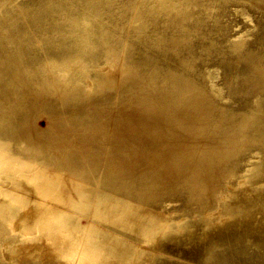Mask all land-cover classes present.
Returning <instances> with one entry per match:
<instances>
[{"label":"rangeland","instance_id":"obj_1","mask_svg":"<svg viewBox=\"0 0 264 264\" xmlns=\"http://www.w3.org/2000/svg\"><path fill=\"white\" fill-rule=\"evenodd\" d=\"M173 14L183 17L180 27L170 23ZM150 51L158 53L155 66ZM181 56L185 77L176 72ZM131 60L138 64L129 70ZM262 68L264 0H0V206L10 212L0 226V264H86L80 244L64 250L86 225L58 231L30 214L39 199L82 224L92 203L66 197L105 189L159 219L127 264H211L194 262L192 250L183 255L189 244L170 243L167 254L154 244L204 217L223 225L237 193L264 187L255 169L264 166ZM177 94L209 103L208 112L173 106L168 99ZM73 155L87 176L57 165ZM183 173L199 175L196 189L212 192L213 205L186 214L196 206H183L195 185L179 193ZM27 213L25 229L18 218ZM122 218L95 221L132 234L135 224Z\"/></svg>","mask_w":264,"mask_h":264},{"label":"bare ground","instance_id":"obj_2","mask_svg":"<svg viewBox=\"0 0 264 264\" xmlns=\"http://www.w3.org/2000/svg\"><path fill=\"white\" fill-rule=\"evenodd\" d=\"M169 19L174 27H180L183 24V17L181 15L173 14ZM214 49H216V47L213 44H210L209 50L207 47L205 48L210 55L213 53ZM188 52L190 53L191 50ZM232 52L235 54L238 51L232 49ZM148 53L149 52L146 53L147 59L145 61L148 60ZM156 53L157 51H150L149 53V60H151L149 64L152 66L157 64L154 58V54ZM184 60L186 59H182L181 56L179 60L180 67L176 71L180 74L179 76L182 77L187 76L184 72ZM137 64L138 63L131 60L129 70L134 69ZM144 64L148 65V63ZM168 67H170L168 64L162 65L163 69H168ZM260 70H262V78L264 79V70L263 68ZM197 92L198 93L195 94L196 98L198 96H204L202 91L197 90ZM156 99L159 102V96H157ZM168 100L173 106L182 105V107H187L188 111H190V109L196 112L199 110L197 112L199 114H205L209 110V103L201 99L197 101L195 99V102L193 100L184 102L182 98H180V95L177 94L172 99ZM161 101L167 102L166 99H161ZM168 148L169 147L164 146V153H159L160 157L165 158L164 154H166ZM147 152H153L152 148H149V145L147 146ZM138 162L139 161L135 163ZM114 163L116 168L121 170L119 162L115 161ZM57 165L84 176H87L86 174L89 172V170L82 165V161L78 159L77 156L75 157V155L66 158ZM112 169L113 167H107L103 171L110 174ZM255 169L256 171H262L264 175V166L260 169L255 166ZM183 171L184 170L181 172ZM192 174L191 176L189 173H183L182 177L183 179H187V181H179L175 185L177 191L181 194H183L186 189L190 190L194 188L195 185V193L191 196L185 195L186 197L184 198L183 206H187L189 202L193 201L196 204L193 209L185 207L186 209L184 211L188 216H191L194 212H203L207 207L213 205L215 201L212 192L206 190L208 192L199 193V191H197V177H199V175ZM123 175L124 174L120 173L118 176L124 179L125 176L123 177ZM133 175L136 176L135 174ZM106 184L111 187L114 184V180L106 181ZM141 189L145 190L144 184H141ZM107 190L108 189L100 191L93 190L85 197L83 193H79V196H73L71 194L66 197V201L71 205H76L78 203L88 205L92 203L93 209L89 213V218H87L85 223L81 224L75 213H69L59 207L51 208L48 202L39 199L34 200L32 209L35 213L31 212L32 214H30V217L35 223L46 222L45 225L50 227L48 229H55L58 231H62L65 227L67 228L69 224H71L72 229L86 225L87 232H79L75 237L69 240L64 248V250L74 252L73 250L76 245L80 244L82 246L80 249V260L84 261L86 264H108L111 261L127 264L132 258L133 250L138 248L137 240L141 241L145 236H150L152 232L159 227V219L151 213L139 210L137 205L131 201L121 199L109 193ZM236 195L237 200L228 204L225 208V214H228L231 218L223 225H211L210 218L204 217L200 222H197L199 227L188 229L180 236H168L167 242L156 241L153 248L155 249L154 252L167 254L168 252L166 250L173 247L170 243H177V245L180 244L181 246L189 244V248L185 250L186 252L183 255L187 256V252L192 250L194 254L192 259L197 263H202L203 260L205 262L209 261L211 264H264V187L256 183L247 189L241 190L240 193ZM12 197L13 196L7 198L8 203H10ZM125 210H130V213L124 214L123 216ZM28 215L27 213L18 218L19 222L21 221L20 226L25 229L32 224L31 222L25 221V217ZM100 215H104L105 218L123 217L122 221L135 224L136 227L134 228V232L132 234H126L122 230L99 224L95 221V217ZM4 221L10 223V212L2 209L0 206V226L2 223L4 224ZM5 230L7 234H10L8 226ZM160 259H153L152 264H165V260L160 261ZM136 264H142V262Z\"/></svg>","mask_w":264,"mask_h":264}]
</instances>
